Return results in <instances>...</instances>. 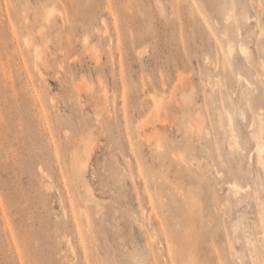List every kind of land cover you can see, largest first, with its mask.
Segmentation results:
<instances>
[{"label":"rangeland","instance_id":"rangeland-1","mask_svg":"<svg viewBox=\"0 0 264 264\" xmlns=\"http://www.w3.org/2000/svg\"><path fill=\"white\" fill-rule=\"evenodd\" d=\"M259 110L264 0H0V264H264Z\"/></svg>","mask_w":264,"mask_h":264},{"label":"bare ground","instance_id":"bare-ground-1","mask_svg":"<svg viewBox=\"0 0 264 264\" xmlns=\"http://www.w3.org/2000/svg\"><path fill=\"white\" fill-rule=\"evenodd\" d=\"M260 5L263 7L261 3ZM240 49L241 52L244 54V56L248 58L249 52H247L246 48L240 46ZM38 59H40V57L36 56V61ZM249 130H250V136L255 143V151L257 153L259 163L264 168V112L262 110L253 111L251 113V118L249 121ZM231 187L236 191L239 189L237 185H231ZM263 237H264V232H263Z\"/></svg>","mask_w":264,"mask_h":264}]
</instances>
